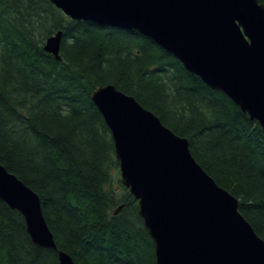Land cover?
Returning a JSON list of instances; mask_svg holds the SVG:
<instances>
[{
	"label": "trees",
	"instance_id": "1",
	"mask_svg": "<svg viewBox=\"0 0 264 264\" xmlns=\"http://www.w3.org/2000/svg\"><path fill=\"white\" fill-rule=\"evenodd\" d=\"M264 4V0H260ZM63 32L60 59L44 50ZM114 85L156 115L264 241V132L228 97L135 31L75 22L49 0H0V164L40 198L75 264H156L114 141L91 99ZM122 207L118 214V208ZM0 264H59L0 200Z\"/></svg>",
	"mask_w": 264,
	"mask_h": 264
},
{
	"label": "water",
	"instance_id": "2",
	"mask_svg": "<svg viewBox=\"0 0 264 264\" xmlns=\"http://www.w3.org/2000/svg\"><path fill=\"white\" fill-rule=\"evenodd\" d=\"M75 22L135 31L228 97L264 132V4L260 0H49ZM63 32L44 50L60 59ZM91 99L115 146L120 183L138 202L156 264H264V241L239 200L196 162L190 143L114 85ZM0 200L19 212L32 242L58 250L39 196L0 164ZM118 208L115 214L121 211Z\"/></svg>",
	"mask_w": 264,
	"mask_h": 264
},
{
	"label": "rangeland",
	"instance_id": "3",
	"mask_svg": "<svg viewBox=\"0 0 264 264\" xmlns=\"http://www.w3.org/2000/svg\"><path fill=\"white\" fill-rule=\"evenodd\" d=\"M119 179V181H114L115 182V186H118V182L120 183V172L119 170L117 171V173H114V180Z\"/></svg>",
	"mask_w": 264,
	"mask_h": 264
}]
</instances>
